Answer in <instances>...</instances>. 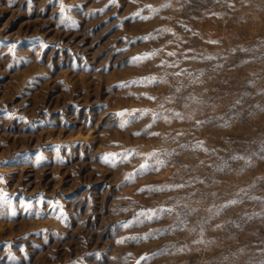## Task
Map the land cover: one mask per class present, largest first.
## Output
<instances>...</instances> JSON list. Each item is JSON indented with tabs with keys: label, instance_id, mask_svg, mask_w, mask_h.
<instances>
[{
	"label": "rangeland",
	"instance_id": "obj_1",
	"mask_svg": "<svg viewBox=\"0 0 264 264\" xmlns=\"http://www.w3.org/2000/svg\"><path fill=\"white\" fill-rule=\"evenodd\" d=\"M0 214V264H264V0H0Z\"/></svg>",
	"mask_w": 264,
	"mask_h": 264
},
{
	"label": "snow or ice",
	"instance_id": "obj_2",
	"mask_svg": "<svg viewBox=\"0 0 264 264\" xmlns=\"http://www.w3.org/2000/svg\"><path fill=\"white\" fill-rule=\"evenodd\" d=\"M139 58H133V62H135V60H138ZM121 87L125 86V85H120ZM116 116L118 118H122L123 116H125V113L124 112H119V113H116ZM127 123L128 121L126 120H121L120 123H119V126L121 128H124L127 126ZM122 158H123V154L122 153H107V154H104L102 157H101V162L109 165V166H112V167H115L119 162H122ZM22 207H24V205H22ZM28 207H30V205H28ZM12 216H15L16 213L13 211L11 213ZM0 218H3V214H0Z\"/></svg>",
	"mask_w": 264,
	"mask_h": 264
}]
</instances>
